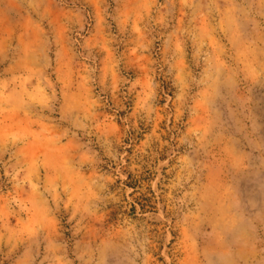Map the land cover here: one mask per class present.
<instances>
[{
	"label": "rangeland",
	"instance_id": "rangeland-1",
	"mask_svg": "<svg viewBox=\"0 0 264 264\" xmlns=\"http://www.w3.org/2000/svg\"><path fill=\"white\" fill-rule=\"evenodd\" d=\"M0 264H264V0H0Z\"/></svg>",
	"mask_w": 264,
	"mask_h": 264
}]
</instances>
